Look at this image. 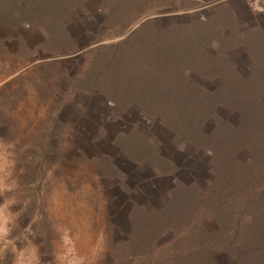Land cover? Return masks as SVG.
I'll list each match as a JSON object with an SVG mask.
<instances>
[{
    "label": "rangeland",
    "instance_id": "obj_1",
    "mask_svg": "<svg viewBox=\"0 0 264 264\" xmlns=\"http://www.w3.org/2000/svg\"><path fill=\"white\" fill-rule=\"evenodd\" d=\"M81 1L62 19L72 51L45 50L47 36L36 25L0 23V178L6 185L0 208L7 221L0 264H187L179 241H187L197 223L206 231L216 227L206 211L218 195L213 164L135 104H111L80 88L96 48L130 30L112 35L115 27H107L117 0ZM219 1L231 9L238 32L264 29V0H191L190 6L178 0L144 16L196 18ZM231 58L246 75L251 62L243 50L233 49ZM195 94L176 96L192 100ZM213 111L234 116L218 106ZM214 122L210 116L202 127L207 140ZM236 159L248 163L249 152L240 150ZM180 186L190 191L175 202L186 214L169 230L162 215ZM226 254L216 252L208 264H237Z\"/></svg>",
    "mask_w": 264,
    "mask_h": 264
},
{
    "label": "trees",
    "instance_id": "obj_2",
    "mask_svg": "<svg viewBox=\"0 0 264 264\" xmlns=\"http://www.w3.org/2000/svg\"><path fill=\"white\" fill-rule=\"evenodd\" d=\"M22 1L0 0V23L11 29L36 25L47 36L42 42L45 50L72 51L74 43L62 19L82 1ZM173 1L178 0H117L107 27H115L112 35L130 30L96 48L80 88L98 93L111 104H135L143 115L163 121L174 141L190 142L208 155L219 185L212 199L214 209L207 206L206 211L216 227L206 231L197 223L186 233L189 242L179 241L180 250L190 257L187 264H208L219 251L237 264H264V29L238 32L223 1L196 18L142 20ZM185 1L191 5V0ZM238 48L251 62L246 75L231 58V51ZM205 81L213 87L207 89ZM190 90L196 92L188 98L192 100L176 96ZM217 106L234 112L233 118L214 114ZM210 116L215 126L207 140L202 127ZM243 149L250 161L240 164L236 156ZM182 189L176 188L172 204L165 208L167 215H162L166 229H178L180 217L186 214L175 203L180 194L190 192Z\"/></svg>",
    "mask_w": 264,
    "mask_h": 264
},
{
    "label": "clouds",
    "instance_id": "obj_3",
    "mask_svg": "<svg viewBox=\"0 0 264 264\" xmlns=\"http://www.w3.org/2000/svg\"><path fill=\"white\" fill-rule=\"evenodd\" d=\"M5 156H4V150L2 147H0V173L4 172L5 164H4ZM6 185L4 183V180L0 178V192L5 191ZM6 225L7 221L3 213V209L0 208V239L6 235Z\"/></svg>",
    "mask_w": 264,
    "mask_h": 264
},
{
    "label": "crops",
    "instance_id": "obj_4",
    "mask_svg": "<svg viewBox=\"0 0 264 264\" xmlns=\"http://www.w3.org/2000/svg\"><path fill=\"white\" fill-rule=\"evenodd\" d=\"M191 16H174V15H170V14H151V15H148V16H143L142 20L143 19H149V18H157L159 19L160 21L162 22H167V21H170V22H178L180 21L181 19L182 20H186L188 18H190ZM181 20V21H182Z\"/></svg>",
    "mask_w": 264,
    "mask_h": 264
}]
</instances>
